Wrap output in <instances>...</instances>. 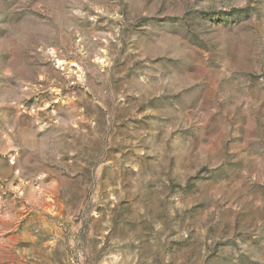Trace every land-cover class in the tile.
Here are the masks:
<instances>
[{"label": "rangeland", "instance_id": "374dc122", "mask_svg": "<svg viewBox=\"0 0 264 264\" xmlns=\"http://www.w3.org/2000/svg\"><path fill=\"white\" fill-rule=\"evenodd\" d=\"M0 264H264V0H0Z\"/></svg>", "mask_w": 264, "mask_h": 264}]
</instances>
